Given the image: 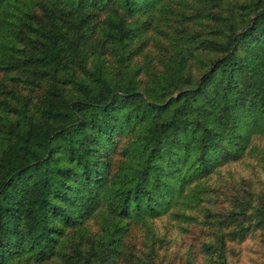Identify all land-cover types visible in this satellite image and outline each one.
<instances>
[{"label":"trees","instance_id":"obj_1","mask_svg":"<svg viewBox=\"0 0 264 264\" xmlns=\"http://www.w3.org/2000/svg\"><path fill=\"white\" fill-rule=\"evenodd\" d=\"M0 75V264H264V0H0Z\"/></svg>","mask_w":264,"mask_h":264},{"label":"rangeland","instance_id":"obj_2","mask_svg":"<svg viewBox=\"0 0 264 264\" xmlns=\"http://www.w3.org/2000/svg\"><path fill=\"white\" fill-rule=\"evenodd\" d=\"M1 80L2 77L0 75V81ZM261 139L260 144L264 147V138ZM234 170L239 171L241 175L249 173V169L242 164L231 167V171ZM256 176L264 182V171L258 170ZM184 225L181 227L179 224L175 223V220L168 217L159 218L150 224L151 228L154 229V232H152L154 235L153 237L145 225H135L131 228L132 231L126 239V249L113 264H132L130 260L132 258L128 256L129 252L131 251L136 255L145 252L150 237H152L156 245L160 244L162 241L160 248H157L159 251V256L156 257L157 261L161 262V264H185V259L188 257L187 250L189 249V246H191V251L193 252L198 244V239L197 234L195 235L191 226L187 224ZM98 233H100L99 220L96 217L91 218L85 224V230H79L76 233L73 232L66 235L63 239V250L66 254L70 255L72 249L78 243L83 250L88 246V242L96 237ZM261 249L264 250V245L261 246ZM191 257L192 256L188 257L189 261H191V264H194ZM36 264H65V261L62 257L56 256L50 260Z\"/></svg>","mask_w":264,"mask_h":264}]
</instances>
